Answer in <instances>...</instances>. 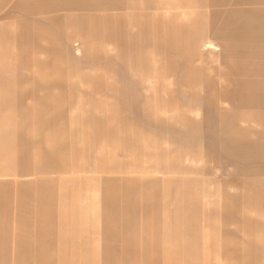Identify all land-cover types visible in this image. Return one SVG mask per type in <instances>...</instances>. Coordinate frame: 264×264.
Returning <instances> with one entry per match:
<instances>
[{"label": "rangeland", "instance_id": "obj_1", "mask_svg": "<svg viewBox=\"0 0 264 264\" xmlns=\"http://www.w3.org/2000/svg\"><path fill=\"white\" fill-rule=\"evenodd\" d=\"M0 264H264V0H0Z\"/></svg>", "mask_w": 264, "mask_h": 264}]
</instances>
